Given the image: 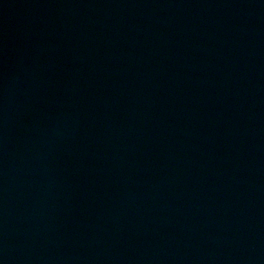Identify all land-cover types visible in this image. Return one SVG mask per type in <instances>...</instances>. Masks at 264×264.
<instances>
[{"label": "water", "instance_id": "95a60500", "mask_svg": "<svg viewBox=\"0 0 264 264\" xmlns=\"http://www.w3.org/2000/svg\"><path fill=\"white\" fill-rule=\"evenodd\" d=\"M0 264H264V0H0Z\"/></svg>", "mask_w": 264, "mask_h": 264}]
</instances>
